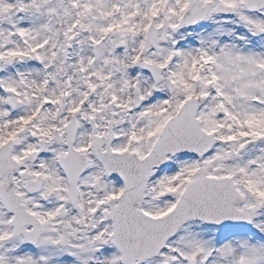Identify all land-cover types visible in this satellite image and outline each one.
<instances>
[{"label":"snow or ice","instance_id":"6c2138e0","mask_svg":"<svg viewBox=\"0 0 264 264\" xmlns=\"http://www.w3.org/2000/svg\"><path fill=\"white\" fill-rule=\"evenodd\" d=\"M0 264H264V0H0Z\"/></svg>","mask_w":264,"mask_h":264}]
</instances>
